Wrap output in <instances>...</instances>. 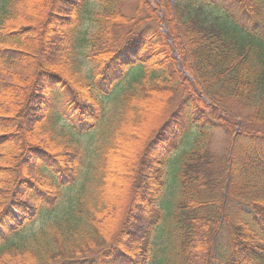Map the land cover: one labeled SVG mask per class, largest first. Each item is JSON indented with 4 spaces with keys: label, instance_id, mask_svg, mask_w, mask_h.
Returning a JSON list of instances; mask_svg holds the SVG:
<instances>
[{
    "label": "trees",
    "instance_id": "1",
    "mask_svg": "<svg viewBox=\"0 0 264 264\" xmlns=\"http://www.w3.org/2000/svg\"><path fill=\"white\" fill-rule=\"evenodd\" d=\"M89 1L0 0V264H154L169 141L192 126L158 264H264V0H137L130 16L123 0H95V25L79 33ZM120 78L91 192L30 244L10 240L81 166L48 118V88L70 90L78 132H88Z\"/></svg>",
    "mask_w": 264,
    "mask_h": 264
},
{
    "label": "rangeland",
    "instance_id": "2",
    "mask_svg": "<svg viewBox=\"0 0 264 264\" xmlns=\"http://www.w3.org/2000/svg\"><path fill=\"white\" fill-rule=\"evenodd\" d=\"M137 0H123L121 3L120 9L127 15L130 16L134 12V6ZM257 0H254L256 4ZM94 11V12H93ZM98 11L97 1L90 0L85 8L83 9V13L81 15V24L79 26V33L84 32L86 29L94 27V18L95 13ZM78 54L76 53V58ZM146 64H154L153 62H145ZM116 75V74H115ZM116 75L115 77H117ZM119 81L111 80V84L107 86V93L103 94L101 98V108L103 109V113L99 122L95 126V128L91 129V131L78 132L80 128V122L77 121V118L72 115L71 109L68 105V98L70 94V90L66 87H62L60 85L50 86L48 89V111H49V120L53 123L54 129L56 133H60L64 135L65 140L67 142L74 143L79 147L81 151V161L79 172L76 175L77 177L74 179L73 183L69 186H66L62 191L58 200L55 201V205L51 206L50 210H42L33 220V223L29 224L23 230L17 233V235H12L9 237L10 240L18 242L20 244H30L33 240L32 233H36L40 228L47 227L51 223H58V220L68 211V209L73 208L77 197L80 195H88L91 192V175L96 166L99 150L104 140L106 139L107 134L109 133V129L112 125V122L115 120L117 116V111L114 108V103L118 98H120V94L122 90L126 87V79L120 78ZM195 127L192 126L190 130L183 136L179 137L177 140L175 136L171 137L169 141L170 146L172 147V151L169 155V158L165 163V186L162 190V196L159 199V207H161L163 212V220L159 225H157L154 232L151 235L152 242V256L155 259L154 264H158L159 258L166 257V252L170 249L167 248L169 244V240L167 238V232H164L162 225L168 221L167 214H169L173 208V205L177 200V180L174 175H176L175 171L177 166H179L180 160V151L188 148L192 141V137L195 133ZM226 136L222 129H215L212 135L211 148L215 150V152H221L224 150L226 146ZM129 157L121 160V166L125 167L127 165ZM47 159L42 158L40 164H46ZM48 169H44L45 173H52V167L49 165ZM47 174V175H48ZM121 185V184H120ZM122 186V185H121ZM121 196L123 195L122 192ZM125 197V196H124ZM163 198V199H162ZM162 199V200H161ZM174 200V201H173ZM173 201V205H172ZM175 206V205H174ZM64 224V222H62ZM39 242H43L48 239V236L42 237ZM22 244V245H23ZM162 252V254L160 253ZM120 264H128L123 259H118L116 261Z\"/></svg>",
    "mask_w": 264,
    "mask_h": 264
},
{
    "label": "bare ground",
    "instance_id": "3",
    "mask_svg": "<svg viewBox=\"0 0 264 264\" xmlns=\"http://www.w3.org/2000/svg\"><path fill=\"white\" fill-rule=\"evenodd\" d=\"M156 106H157V107H159V102H157V103H156ZM119 160H120V158H119V159H117V160H115V161H116V163H117V165H120V163H119Z\"/></svg>",
    "mask_w": 264,
    "mask_h": 264
}]
</instances>
